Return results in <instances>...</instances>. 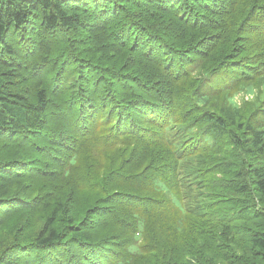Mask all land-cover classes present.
<instances>
[{
	"label": "trees",
	"instance_id": "16d2710c",
	"mask_svg": "<svg viewBox=\"0 0 264 264\" xmlns=\"http://www.w3.org/2000/svg\"><path fill=\"white\" fill-rule=\"evenodd\" d=\"M0 264H264V0H0Z\"/></svg>",
	"mask_w": 264,
	"mask_h": 264
},
{
	"label": "bare ground",
	"instance_id": "6f19581e",
	"mask_svg": "<svg viewBox=\"0 0 264 264\" xmlns=\"http://www.w3.org/2000/svg\"><path fill=\"white\" fill-rule=\"evenodd\" d=\"M120 9V8H119ZM119 11V10H118ZM25 53V52H24ZM25 57V56H24ZM30 57V56H29ZM28 58V57H27ZM22 64H23V62H22ZM24 65V64H23ZM119 95V94H118ZM123 97V96H122ZM120 98H121V96H120ZM202 99V98H201ZM118 107V106H117ZM205 108V107H204ZM199 112H201V110L199 111ZM203 112V111H202ZM201 114V113H200ZM118 118V117H117ZM200 118V117H199ZM122 122V121H121ZM120 123V122H119ZM203 125H204V123H203ZM111 138V137H110Z\"/></svg>",
	"mask_w": 264,
	"mask_h": 264
}]
</instances>
